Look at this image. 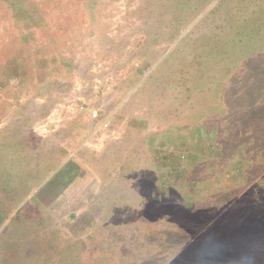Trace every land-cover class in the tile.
<instances>
[{
  "label": "rangeland",
  "instance_id": "374dc122",
  "mask_svg": "<svg viewBox=\"0 0 264 264\" xmlns=\"http://www.w3.org/2000/svg\"><path fill=\"white\" fill-rule=\"evenodd\" d=\"M0 264H264V0H0Z\"/></svg>",
  "mask_w": 264,
  "mask_h": 264
},
{
  "label": "crops",
  "instance_id": "0c3cea01",
  "mask_svg": "<svg viewBox=\"0 0 264 264\" xmlns=\"http://www.w3.org/2000/svg\"><path fill=\"white\" fill-rule=\"evenodd\" d=\"M23 135L26 136V137L28 136V134H23Z\"/></svg>",
  "mask_w": 264,
  "mask_h": 264
}]
</instances>
